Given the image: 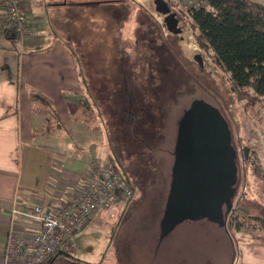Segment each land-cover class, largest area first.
<instances>
[{"label":"rangeland","instance_id":"rangeland-1","mask_svg":"<svg viewBox=\"0 0 264 264\" xmlns=\"http://www.w3.org/2000/svg\"><path fill=\"white\" fill-rule=\"evenodd\" d=\"M75 1L83 4L79 9L77 35L87 61L85 68L95 64L99 69L97 74L91 72L88 79L98 87H105L108 82L114 87L112 95H116L111 104L106 94H101L104 88L93 91L103 122L108 126L110 141V158L97 160L114 164L127 177H130V171H135L140 174L141 181L132 202L94 213L86 229L74 236L78 247L70 257H60L57 262L132 264L130 259L135 256L131 254L140 250L137 248L140 244L136 234L127 235L123 229L130 225L135 214L149 218L151 215L152 221L159 220L156 225L160 224L174 163L172 151L175 153L173 146L178 129L175 119L180 120L195 99L203 98L228 116L240 172L235 205L249 215L264 217V102L249 105L238 98L228 75L217 64L214 51L199 46L191 18L184 13L187 34L179 45L173 37L163 39L158 35L141 6L144 4L148 8V0H125V4L124 0ZM172 1L185 11L190 8L184 0ZM142 11L145 13L139 14ZM200 61L205 63L203 68ZM126 83L134 87L128 88L135 96L133 109L137 114H140V108L144 109L145 115L135 128L131 120L127 121L126 112L118 113L117 119L111 113L122 101V109L127 108ZM176 89L178 93H174ZM152 114L161 123L159 133L153 130L159 123H155ZM123 124L130 125L128 131L133 129L135 136L126 130V126L122 127ZM163 133L172 138V148L168 142L160 145ZM135 138L150 142L152 147H145ZM245 149H248V155H245ZM148 205H154L151 207L153 214L146 210ZM212 226L211 236L203 232L200 238V244H206L202 252L205 261L209 264H245L237 246V251L233 252L234 245L226 233L217 231L219 226ZM247 243L248 251L257 260L253 245L260 244L259 241L249 239Z\"/></svg>","mask_w":264,"mask_h":264},{"label":"crops","instance_id":"crops-1","mask_svg":"<svg viewBox=\"0 0 264 264\" xmlns=\"http://www.w3.org/2000/svg\"><path fill=\"white\" fill-rule=\"evenodd\" d=\"M251 1L264 6V0ZM81 5L24 0L28 32L21 49L13 33L2 31L0 0V261L15 200L56 210L87 184L91 160L110 158L108 126L93 91L104 88L108 100L116 95L108 82L98 87L88 79L99 69L85 68L77 35ZM236 239L245 264H264V231ZM249 239L260 243L253 245L257 260Z\"/></svg>","mask_w":264,"mask_h":264},{"label":"water","instance_id":"water-1","mask_svg":"<svg viewBox=\"0 0 264 264\" xmlns=\"http://www.w3.org/2000/svg\"><path fill=\"white\" fill-rule=\"evenodd\" d=\"M238 172L228 123L217 108L193 101L179 120L169 193L159 224L161 239L186 221L208 219L223 227L231 240L227 220L239 184ZM60 257L67 254L59 252L48 264Z\"/></svg>","mask_w":264,"mask_h":264},{"label":"built area","instance_id":"built-area-1","mask_svg":"<svg viewBox=\"0 0 264 264\" xmlns=\"http://www.w3.org/2000/svg\"><path fill=\"white\" fill-rule=\"evenodd\" d=\"M6 10L3 32L13 33L21 49L25 46L28 20L24 0H3ZM205 0H184L187 5H203ZM89 179L83 189L56 210L41 203L23 205L15 200L10 210V229L0 264H48L59 252L67 255L78 247L74 236L82 232L92 215L130 202L135 189L114 164L93 159Z\"/></svg>","mask_w":264,"mask_h":264},{"label":"trees","instance_id":"trees-1","mask_svg":"<svg viewBox=\"0 0 264 264\" xmlns=\"http://www.w3.org/2000/svg\"><path fill=\"white\" fill-rule=\"evenodd\" d=\"M188 13L199 46L214 51L238 98L249 105L264 102V6L251 0H205ZM154 119L159 124L153 130L159 133L161 123ZM227 228L235 253L237 233L264 231V217L239 210L230 215Z\"/></svg>","mask_w":264,"mask_h":264},{"label":"flooded vegetation","instance_id":"flooded-vegetation-1","mask_svg":"<svg viewBox=\"0 0 264 264\" xmlns=\"http://www.w3.org/2000/svg\"><path fill=\"white\" fill-rule=\"evenodd\" d=\"M123 3L125 4L126 1L124 0ZM133 4H136V2H134ZM148 5H149L148 8H146L144 4H141L142 8L146 11L148 20L155 26L158 35L159 36L161 35L163 39L164 38L168 39L169 37H173L174 42L180 45V43L184 41L185 34H187L186 27L184 24V13H186L189 16L188 11L189 9H191V7L187 11H185L183 10V8H181L177 4V2L174 3L172 0H148ZM142 13H145V12L143 11L139 12V14H142ZM195 57H197L196 58L197 60H201L199 55L198 56L195 55ZM199 64L201 65L202 68L205 66V63L202 61H200ZM126 88H127L126 96L125 94L123 96H125L126 98L128 97V100L125 101L126 102L125 107L127 106V108L121 109L119 107L116 110L114 109L111 113L112 115H114L115 119H117L116 117L118 113L120 114L122 113V111H125L127 114V121L131 120L133 122L132 127L135 128V126H137L141 122V118L144 117L145 115L144 113H142L144 109L140 108L138 110L140 111L141 115L136 113V111L133 109L134 108L133 99L135 96L133 94V91L128 90V88L132 89L134 87L130 86L129 83H126ZM174 93H178V89H176ZM195 100H201V101H204L210 104L203 98L195 99ZM123 104H124V101L120 103L121 106ZM212 106L215 107L214 105ZM220 113L223 119L228 123L231 129V124L227 118L228 116L222 113L221 111ZM177 119H175V121L177 122V125L179 126V120L177 121ZM145 124H147V122ZM165 125L167 126V123H165ZM123 126H126L127 131L129 130V128H131L130 125L127 126L126 124H123L122 127ZM129 133H132V135L135 136L133 129H131V132ZM177 133H178V129H177L176 134ZM231 133H232V144L234 147H236L232 130H231ZM161 137L162 139H161L160 145L166 144V142H168V145L171 146L172 148L173 146L172 138L171 137L168 138L167 133H163V136L161 135ZM135 139L143 143V145L147 148L152 147L150 142L147 143L142 138H135ZM176 139H177V136H176ZM174 148L176 150V141H175V145L173 146V149ZM172 155L174 158L173 151H172ZM238 176H240V172H238ZM130 177L128 176L127 178L132 182L134 186V189H135L134 198H135L136 193H137L136 186L139 185L141 181L140 174H136L135 171H130ZM239 186H240V183L238 184L237 189ZM149 205L146 210L150 212L153 211L151 212V214H153L154 209L151 207H153L154 205L151 207H149ZM164 208H165V205H164ZM164 208H163V211H164ZM239 210H243V209L238 208V206L235 205V202H233V209H232L231 214H236L237 211ZM163 211H162V215H163ZM143 216L144 215L142 214L140 215L135 214V216L134 217L132 216L133 218L131 217L130 219V225L126 226V228L123 229L127 235L136 234L138 238V243L140 244L139 247L137 246V248L140 249L136 251L137 255H136V252H132L131 254L135 256L130 259L132 264H133V261H134V264H137V263L139 264H209V261H205V255L202 253L204 252L206 248V244L202 246L200 244V238L203 232L204 233L207 232L211 236V233H213L212 225L214 224L218 227L219 226L218 224L212 223L208 219H199L197 221H186L185 223L179 225L174 231H172L164 239H161V233H162L161 228L159 227V225H156L158 224L159 220L158 221L155 220L154 222L152 221L153 218L151 217V215H150V218L146 215L144 217ZM216 229L217 231L221 233L222 232L226 233V230L223 227L219 226ZM58 260L59 259H57L54 263L55 264H74L68 261L57 262Z\"/></svg>","mask_w":264,"mask_h":264}]
</instances>
